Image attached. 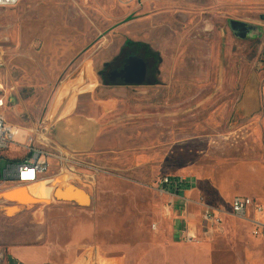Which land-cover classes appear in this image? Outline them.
<instances>
[{"label":"rangeland","instance_id":"obj_1","mask_svg":"<svg viewBox=\"0 0 264 264\" xmlns=\"http://www.w3.org/2000/svg\"><path fill=\"white\" fill-rule=\"evenodd\" d=\"M230 20L258 33L237 36ZM128 41L161 56L143 84L112 79L136 54ZM0 53L4 115L14 125H54L81 95L99 114L100 100L118 103L111 149L93 158L95 188L68 182L92 201L53 200L59 181L50 177L37 184L45 188L22 190L38 193L29 205L0 197V250L3 239L64 245L81 231L87 264H264V238L248 222L225 215L222 230L205 235L195 203L197 240L176 238L174 201L156 188L162 174L183 175L198 179L195 201L229 211L235 196H249L264 207L263 115L237 112L244 85L258 82L264 92V0H21L0 9ZM17 151L0 154L1 172L22 158ZM2 186L13 185L0 183V196Z\"/></svg>","mask_w":264,"mask_h":264},{"label":"built area","instance_id":"obj_2","mask_svg":"<svg viewBox=\"0 0 264 264\" xmlns=\"http://www.w3.org/2000/svg\"><path fill=\"white\" fill-rule=\"evenodd\" d=\"M20 2L21 0H0V9L16 7ZM1 65L2 54L0 53ZM2 91L3 85L0 79V154H5L11 148L18 149L17 152L22 151L23 154L20 160L10 161L0 173V183L13 186L28 185L36 184L46 177L67 176L69 181L80 178L89 185L95 184L96 177L100 173V166L88 160L82 153L56 144L51 138L48 123L20 127L7 121L4 115L5 98L1 95ZM261 125L264 143V115ZM188 184L192 186L194 180L183 175L165 173L159 176L156 188L161 193L174 196ZM194 203L200 208L201 231L205 235L212 236L220 232L225 215H231L248 222L254 236L264 238V207L253 198L235 196L229 211L209 204L203 198ZM189 215L192 217L191 214ZM198 235L199 230L193 225V220L185 219L180 233L181 239L193 242L197 240ZM2 258H4V252L0 250V260Z\"/></svg>","mask_w":264,"mask_h":264},{"label":"crops","instance_id":"obj_3","mask_svg":"<svg viewBox=\"0 0 264 264\" xmlns=\"http://www.w3.org/2000/svg\"><path fill=\"white\" fill-rule=\"evenodd\" d=\"M149 75L147 62L146 81ZM83 96L81 95L79 105L75 110H70L71 112L57 118L54 125H50V134L51 138L59 146L82 153L88 160L100 166V163L94 160V156L100 161V152L111 149L113 143V131L111 128L114 122L109 119V114L113 112L118 103L112 99L100 100L98 104V108L100 109L99 114V112H93L81 105V98ZM237 112L244 117L259 114L264 115V92L261 90L258 82H249L244 85L242 97L237 106ZM13 161L17 160L14 159ZM192 180H194V184L198 181V179L193 178ZM76 181L81 182L82 185L92 190L96 186L97 179L93 185L85 183L80 178L76 179ZM194 184L192 186L190 184L184 186L177 195L171 196L174 201L173 213L182 222L181 224L179 223L175 230L174 236L176 238H181L180 233L185 219L189 218L193 220L189 215L191 214L189 208L196 202L193 199L196 194L193 188ZM32 185L34 184H28L26 186L30 187ZM10 191L8 189L6 192ZM87 191L89 192V190ZM22 202L24 204H30L26 200ZM6 204L14 205L15 203L7 202ZM34 216L38 220V223L42 225L41 223L44 222V212L42 213L41 210L37 209ZM80 235L81 231L76 232V238H73L72 241L64 245L45 240V238L43 241L34 244L17 242L12 238L10 240L3 239L1 245L4 247V258L0 260V264H87L90 260V245L85 244L83 242L85 238L80 237ZM92 252L91 259L92 261H96L97 254L99 253L98 248H94ZM96 264H98L97 261Z\"/></svg>","mask_w":264,"mask_h":264},{"label":"water","instance_id":"obj_4","mask_svg":"<svg viewBox=\"0 0 264 264\" xmlns=\"http://www.w3.org/2000/svg\"><path fill=\"white\" fill-rule=\"evenodd\" d=\"M229 25L232 31L240 37H246L250 33H258L257 27L245 22L230 20ZM118 77H122L127 84L145 83L147 78L146 60L142 56L136 54L131 55L123 68H121L120 70H114L112 72L113 80ZM26 187V185H17L14 186L13 190L10 192H2L0 196L1 200L4 202H12L20 206L29 205L22 202L25 201V196L23 195L22 190ZM54 200L62 202H72L78 205H85L89 204L92 201V197L90 194H88V191L86 189L80 187L77 184L67 182L64 186L62 184H59L55 188Z\"/></svg>","mask_w":264,"mask_h":264},{"label":"trees","instance_id":"obj_5","mask_svg":"<svg viewBox=\"0 0 264 264\" xmlns=\"http://www.w3.org/2000/svg\"><path fill=\"white\" fill-rule=\"evenodd\" d=\"M128 47L133 48L136 54H140L149 66V74L158 66L160 63V55L151 49V47L146 43L128 41Z\"/></svg>","mask_w":264,"mask_h":264},{"label":"bare ground","instance_id":"obj_6","mask_svg":"<svg viewBox=\"0 0 264 264\" xmlns=\"http://www.w3.org/2000/svg\"><path fill=\"white\" fill-rule=\"evenodd\" d=\"M77 84V83H76ZM74 87V86H73ZM77 87V86H76ZM81 87V86H80ZM53 112H55V111H53ZM52 112V113H53ZM52 115V114H51ZM54 118V117H53ZM47 178V177H46ZM45 178V179H46ZM50 179H52L53 181L52 182H57V181H59V184H62L63 186L67 183V182H70V181H67V180H69V178L67 177V176H59V177H55V178H52V177H50ZM41 182V181H40ZM40 182H38V183H40ZM38 183H36V184H34V185H32V186H30L31 187V189L32 190H38L40 187H43V188H45L46 187V185L45 184H40V185H37ZM58 184V185H59ZM2 187H4L3 189L5 190V192L8 190V189H10V188H13L14 186H2ZM30 187H26L25 189H29ZM55 190V189H54ZM49 193V192H48ZM36 194L38 195V193H36V191H32V192H29V193H26V192H24L23 193V195L25 196V199H27V200H29V199H33L35 196H36ZM88 194H89V192H88ZM53 197H54V191H53ZM54 200V199H53Z\"/></svg>","mask_w":264,"mask_h":264},{"label":"flooded vegetation","instance_id":"obj_7","mask_svg":"<svg viewBox=\"0 0 264 264\" xmlns=\"http://www.w3.org/2000/svg\"><path fill=\"white\" fill-rule=\"evenodd\" d=\"M122 68H123V67H122ZM120 69H121V68H120ZM117 80H118V81H122L123 78H122V77H118ZM117 80H115V82H116Z\"/></svg>","mask_w":264,"mask_h":264}]
</instances>
